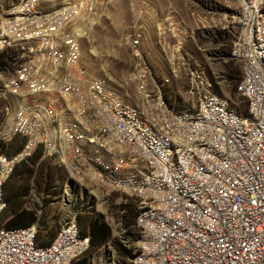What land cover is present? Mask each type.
Returning a JSON list of instances; mask_svg holds the SVG:
<instances>
[{
  "label": "built area",
  "instance_id": "built-area-1",
  "mask_svg": "<svg viewBox=\"0 0 264 264\" xmlns=\"http://www.w3.org/2000/svg\"><path fill=\"white\" fill-rule=\"evenodd\" d=\"M230 1L237 33L229 56L241 66L242 113L208 90L198 68L189 71L195 104L168 102L141 47L150 40L158 55H185L189 33L175 16L159 17L153 0L139 1L143 20L124 37L141 58L128 75L132 99L104 78L88 79L79 55L105 0H19L2 9L0 135L24 142L0 156V217L14 167L39 151L66 171L72 193L135 202L136 248L127 264H264V0ZM37 231V223L0 222V264H97L87 260L78 210L47 243Z\"/></svg>",
  "mask_w": 264,
  "mask_h": 264
},
{
  "label": "rangeland",
  "instance_id": "rangeland-1",
  "mask_svg": "<svg viewBox=\"0 0 264 264\" xmlns=\"http://www.w3.org/2000/svg\"><path fill=\"white\" fill-rule=\"evenodd\" d=\"M19 0H0V11ZM57 4L58 0H42ZM140 0H105V9L88 35L79 43V55L87 78H104L128 99L133 97L130 71L142 61L159 83L168 102L179 109L195 104L190 91L189 71L198 68L208 84V90L225 99L238 113L245 112L246 102L235 89L229 70L240 63L229 52L235 40L236 10L230 0H153L159 17L175 16L188 29L184 44L185 55H158L153 41L144 42L139 57L132 54L124 37L143 19ZM5 101L0 94V131L7 117ZM7 105V104H6ZM12 109V108H11ZM10 107L8 111L11 110ZM24 139L20 136L5 140L0 135V156H12L19 151ZM23 162V161H22ZM17 164L22 173L25 208L35 211L37 222L45 221L47 228L41 237L48 238L68 219L72 211H79V224L85 231V221L96 219L109 229L108 241L98 250L87 252V260L97 264H127L136 248L137 230L133 222L136 204L121 202L118 194L105 195L97 191V200L82 192H73L66 171L49 159L40 157L34 164ZM15 168V167H14ZM13 172V171H12ZM77 198H76V196ZM118 250L129 254L119 256Z\"/></svg>",
  "mask_w": 264,
  "mask_h": 264
},
{
  "label": "trees",
  "instance_id": "trees-1",
  "mask_svg": "<svg viewBox=\"0 0 264 264\" xmlns=\"http://www.w3.org/2000/svg\"><path fill=\"white\" fill-rule=\"evenodd\" d=\"M3 66L4 63L0 60V67ZM228 75L230 76V78L234 79L233 81L235 83L236 89L237 84L241 79V73L238 67H231ZM40 157V152L36 151L30 158L27 159V161L30 164H34ZM20 164L26 165L27 163L23 161ZM22 173L23 172L19 171L16 165L13 169V172L3 186V197L5 199L6 206L1 214L0 222L9 229L27 227L34 223H37V238L39 240V243L45 244L50 240V237H52L54 233L49 235L48 238L41 237V234L47 228V224L45 223V221H40L38 223L35 211L25 208V200L23 195L26 186L24 185L23 187V185L19 184L22 181ZM129 222H133L134 224V220L131 219L127 222V220L125 219V225H128ZM84 225L85 231H82L89 235V249L91 252L98 250L108 241L110 236L109 229L103 223L98 222L96 219L89 218L85 221ZM118 253L119 256H122L123 254H129L125 251L123 253V250H118Z\"/></svg>",
  "mask_w": 264,
  "mask_h": 264
},
{
  "label": "water",
  "instance_id": "water-1",
  "mask_svg": "<svg viewBox=\"0 0 264 264\" xmlns=\"http://www.w3.org/2000/svg\"><path fill=\"white\" fill-rule=\"evenodd\" d=\"M69 184H70V185H73V182H72V181H69Z\"/></svg>",
  "mask_w": 264,
  "mask_h": 264
}]
</instances>
